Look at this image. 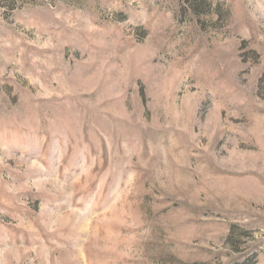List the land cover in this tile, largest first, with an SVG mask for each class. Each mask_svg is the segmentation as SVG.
Masks as SVG:
<instances>
[{
  "label": "rangeland",
  "instance_id": "374dc122",
  "mask_svg": "<svg viewBox=\"0 0 264 264\" xmlns=\"http://www.w3.org/2000/svg\"><path fill=\"white\" fill-rule=\"evenodd\" d=\"M0 264H264V0H0Z\"/></svg>",
  "mask_w": 264,
  "mask_h": 264
}]
</instances>
